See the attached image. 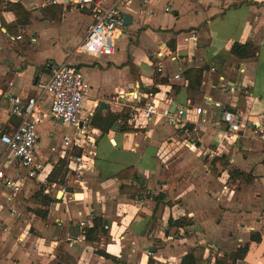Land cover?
Wrapping results in <instances>:
<instances>
[{
  "label": "crops",
  "instance_id": "1",
  "mask_svg": "<svg viewBox=\"0 0 264 264\" xmlns=\"http://www.w3.org/2000/svg\"><path fill=\"white\" fill-rule=\"evenodd\" d=\"M77 1L0 0V136L20 124L10 114L11 99L36 97L37 83L68 62L90 85L84 115H129L148 103L172 111L191 106L184 119L190 122V133L191 122L200 125L197 135L191 133L196 148L186 146L185 129L161 115L137 128L128 125L129 119L119 120L107 133L92 123L95 144L88 151L95 166L85 175L87 189L74 186L65 193L28 181L19 196L38 194L52 201L48 207H31L34 211L19 227L0 228L11 235L8 242L0 240V264H182L189 253L200 264H264V142L249 125L233 144L223 128L222 108L205 100L212 96L222 107L248 112L264 130V0H151L147 6L129 0L122 10L132 23L114 54L101 57L76 52L94 21L89 10L77 8ZM7 3L24 6L30 23L18 25L16 15L5 10ZM236 43L253 45L255 56L235 57L231 51ZM159 66L163 73L157 72ZM187 71L196 90L190 88ZM214 83L217 90L212 91ZM102 103L107 105L104 110ZM196 108L202 109L201 115ZM47 124L52 128L46 129ZM40 131L51 143L44 154L40 140L36 156L49 177L55 165H62L64 174L53 182L62 185L69 177L66 157H61L63 137L77 130L51 117ZM4 150L0 142V153ZM70 152L73 156L80 151ZM8 157L3 162L7 172L13 168ZM221 157L228 166L218 174L223 164L213 161ZM130 167L137 170L139 182L118 179ZM123 185L135 186L136 197L124 194ZM0 193L1 218L12 202L1 183ZM159 195L164 207L153 221ZM11 206L10 213L16 207ZM85 220L93 226L85 229L84 240H70ZM170 220L188 224L171 227ZM244 247L245 258L232 263L231 255Z\"/></svg>",
  "mask_w": 264,
  "mask_h": 264
},
{
  "label": "built area",
  "instance_id": "2",
  "mask_svg": "<svg viewBox=\"0 0 264 264\" xmlns=\"http://www.w3.org/2000/svg\"><path fill=\"white\" fill-rule=\"evenodd\" d=\"M129 0H78L77 8L89 10L94 21L88 27L84 38L77 47L76 52L84 56H111L116 50L118 39L125 34V21L122 6ZM147 6L151 0H139ZM55 3L56 0H53ZM167 12L170 8L165 9ZM18 40L21 37H17ZM192 39H196L193 37ZM212 71H215L213 69ZM157 72L163 73V68L158 67ZM175 79H181V75H176ZM38 95L34 98L23 101L20 97L11 99L10 114L20 119L19 126L10 133L0 136V142L5 150L0 153V183L9 191L8 201L17 199L28 181H37L45 190L57 189L67 193L74 186L86 190L84 179L86 173L95 166V161L90 156L88 148L95 144L91 137L90 125L93 121V114L84 115V102L90 94V85L87 83L83 72L76 66L65 62L55 68L47 81L37 83ZM211 90H217L214 83ZM205 100L215 107L222 108L223 128L228 140L236 144L250 125L258 140L264 142V130L261 122H254L250 119L248 112L238 108H226L216 104L212 96H205ZM192 109L191 106L180 107L173 111L169 108L160 109L155 103H148L144 107H135L129 114L128 125L137 128L142 126L144 120L161 115L167 119L170 125L179 126L185 129L188 134L186 146L196 148L197 140L193 135H197L200 125L191 122L193 129L187 130L190 124L185 116ZM196 114L201 115L202 109H194ZM54 118L66 126L76 128L77 134L65 135L62 141V159L66 157L69 171L68 179L62 184H51L48 182L49 174H46L47 167L36 156V149L40 142V126L49 119ZM190 130V129H189ZM79 136V138L76 137ZM80 151L70 156V149ZM7 158V163L13 168L6 171L3 162ZM44 176V177H43ZM42 178V179H41ZM16 217H20L16 209L11 211ZM93 223L85 220L79 223L77 234L71 233L69 239L73 241L84 240L87 227H92ZM107 229V227H106Z\"/></svg>",
  "mask_w": 264,
  "mask_h": 264
},
{
  "label": "trees",
  "instance_id": "3",
  "mask_svg": "<svg viewBox=\"0 0 264 264\" xmlns=\"http://www.w3.org/2000/svg\"><path fill=\"white\" fill-rule=\"evenodd\" d=\"M5 10L7 11H11L16 15L17 18V23L18 25L21 26H27L30 21H29V12L25 9L24 6H22L21 4L18 3H7L5 6ZM231 53L239 58V59H249V58H253L256 54V49L253 45L251 44H247V45H241L236 43L233 48ZM205 68L199 69L197 71V89L200 87L201 85V81H202V74L204 72ZM190 73L191 71H187L185 73L186 77L190 79ZM164 82H167L166 80ZM190 88L196 90V87L193 88V85L191 86V79H190ZM153 93H155V90H152ZM129 119V115L128 114H120V115H116L113 114L111 112H108L106 115H103L101 111H98L93 118V125L100 129L102 132L107 133L109 132L116 124L119 120H125L127 121ZM126 132H136L135 129H125ZM217 161L222 162L223 166L221 167V170L218 172V174H221L222 170H225L228 166V163L225 162L223 160V158H215L214 159V163H216ZM54 174V173H53ZM53 174H51V176L49 177L48 182L49 183H53L54 180L52 179ZM65 176V175H64ZM119 180H123V179H129V180H133V181H140V177L138 175L137 170L134 167H130L128 169H125L123 171H121L118 175H117ZM63 178V176H62ZM43 191V190H42ZM121 191L124 194H128L131 197H136L137 193H138V189L133 186V185H123L121 187ZM163 198L162 195H159L155 198V201L157 202L156 204V208L152 217L153 221H156L160 218L164 204L161 203V199ZM45 202L46 204H50V202L52 201L49 197L44 196ZM170 204V203H169ZM40 211H37V214H39ZM170 226H175V227H181L184 226L186 224H188L186 221L184 220H178V221H173L170 220L169 221ZM247 254V247L244 248H240L236 253H233L231 255V262L232 263H236L239 260H243L245 258ZM103 256H108L106 254L103 253ZM182 264H200V262L194 258V256L189 253L188 255H186L183 259Z\"/></svg>",
  "mask_w": 264,
  "mask_h": 264
},
{
  "label": "rangeland",
  "instance_id": "4",
  "mask_svg": "<svg viewBox=\"0 0 264 264\" xmlns=\"http://www.w3.org/2000/svg\"><path fill=\"white\" fill-rule=\"evenodd\" d=\"M52 126L50 124H47L46 125V129H51ZM55 137L56 139H58L60 137V132L59 130L55 131ZM40 140H41V148H40V151L42 153H48V147L50 146V140L48 139V136H44L41 134V131H40ZM57 168L55 174L53 175V180L56 182L58 180L61 179V175L64 174V169L62 167V165L58 164L55 165ZM38 184V183H36ZM54 184V183H52ZM55 184H58L55 183ZM41 186V184H39ZM41 189H44L43 186L40 187ZM58 189V188H57ZM0 195H2V198L4 199V195L2 193H0ZM52 195H54V193H52ZM2 198L0 197V204H3L4 200H2ZM16 201V200H15ZM38 204V205H41L42 207H48V205L46 204L45 202V199L43 198V196L41 195H34L31 197V199H25L23 198V194H21L20 196H18V200H17V204L12 202L11 205H13L15 207V209L18 211V213H21L22 216L21 217H15V215H13L12 213H10V209H11V205L9 207H6V209L3 211H5V216H2L0 218V228L2 226H6V227H19L21 222L23 221V218L24 217H27L29 215V211H34L31 207H35V205ZM39 210L41 208H38ZM45 211V210H43ZM20 235V234H18ZM11 235H9V237L7 236L6 233H4V230L3 231H0V240L4 241V242H8L9 241V238H10Z\"/></svg>",
  "mask_w": 264,
  "mask_h": 264
},
{
  "label": "water",
  "instance_id": "5",
  "mask_svg": "<svg viewBox=\"0 0 264 264\" xmlns=\"http://www.w3.org/2000/svg\"><path fill=\"white\" fill-rule=\"evenodd\" d=\"M123 17H124V21H125V25H126V27H128L129 25H131V23H132V18L128 15V14H123ZM106 104L105 103H102L101 105H100V109L101 110H104V109H106ZM177 107V105L175 106V108ZM58 198H60V195H59V197Z\"/></svg>",
  "mask_w": 264,
  "mask_h": 264
}]
</instances>
